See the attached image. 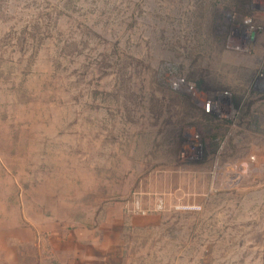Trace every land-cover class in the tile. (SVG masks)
Masks as SVG:
<instances>
[{
  "label": "rangeland",
  "instance_id": "obj_1",
  "mask_svg": "<svg viewBox=\"0 0 264 264\" xmlns=\"http://www.w3.org/2000/svg\"><path fill=\"white\" fill-rule=\"evenodd\" d=\"M263 65L264 0H0V264H264Z\"/></svg>",
  "mask_w": 264,
  "mask_h": 264
},
{
  "label": "built area",
  "instance_id": "obj_2",
  "mask_svg": "<svg viewBox=\"0 0 264 264\" xmlns=\"http://www.w3.org/2000/svg\"><path fill=\"white\" fill-rule=\"evenodd\" d=\"M261 76L263 77L264 75L261 74ZM223 96H225V100L223 98L220 99V97ZM198 102L201 103L202 109H199L197 107L199 109L198 112H200L201 116L197 120L196 124H199L203 121L206 122V126L202 124V127L205 129L204 132L206 136L205 138H203L202 131L199 127L198 131L202 134V136L199 135L193 138L195 142L189 144V146L186 148L187 150L185 151L186 154L184 153V156L190 158L194 155L193 151L196 150V156H198V160H203L204 158H208L209 153L214 155L217 154L219 149H224V151H230L231 149L236 148V144H232L233 134L236 133V131L235 128H233L234 124L233 122H231L233 121L231 120V118L234 119V117L236 116V119L250 121L249 116H251L252 114V107L248 104L244 106V108L241 107V109H236L235 106L230 103L229 97L226 94H211L208 95L206 98H203V100H198ZM259 102L264 107V103L260 100ZM243 110L247 111L244 115L241 116L242 113L240 114V112H242ZM260 114V112L255 113L253 121L255 119L257 120ZM224 118L227 120H223ZM222 135L224 136V138L222 137ZM222 138L223 140H221ZM218 142L219 145L217 144Z\"/></svg>",
  "mask_w": 264,
  "mask_h": 264
},
{
  "label": "flooded vegetation",
  "instance_id": "obj_3",
  "mask_svg": "<svg viewBox=\"0 0 264 264\" xmlns=\"http://www.w3.org/2000/svg\"><path fill=\"white\" fill-rule=\"evenodd\" d=\"M226 19H227V22H230V21H231V19H230V15H228ZM245 29L248 31V28H245V27L240 28L239 30H237L238 34H239L240 36H244V35H246L247 37H249L250 39H252L253 41H255V40H256V37H257V32H256V30H252V29H251V31H250L249 34H248V32H246ZM261 73L264 75V65H263V67H262V71L260 72V74H261ZM254 90H255V89H254ZM255 91H258V90H255ZM263 95H264V92H262V95H261V96H263ZM236 100L238 101V99H236V98H232V96L229 97V101H230V103H232L234 106H235V102H236ZM244 103H245V100H244V102L242 101L241 103H239L238 106H237L236 108H238V109H241V107L244 108V106H243ZM241 104H242V105H241ZM192 105H193V104H192ZM193 106H194V105H193ZM246 111H247V110H244V113H243V114H245Z\"/></svg>",
  "mask_w": 264,
  "mask_h": 264
},
{
  "label": "water",
  "instance_id": "obj_4",
  "mask_svg": "<svg viewBox=\"0 0 264 264\" xmlns=\"http://www.w3.org/2000/svg\"><path fill=\"white\" fill-rule=\"evenodd\" d=\"M261 74L255 83L254 89L258 90L259 92H264V76L262 77ZM221 98H223L225 100V96L220 97V99Z\"/></svg>",
  "mask_w": 264,
  "mask_h": 264
},
{
  "label": "trees",
  "instance_id": "obj_5",
  "mask_svg": "<svg viewBox=\"0 0 264 264\" xmlns=\"http://www.w3.org/2000/svg\"><path fill=\"white\" fill-rule=\"evenodd\" d=\"M193 109H195L193 106H192Z\"/></svg>",
  "mask_w": 264,
  "mask_h": 264
}]
</instances>
